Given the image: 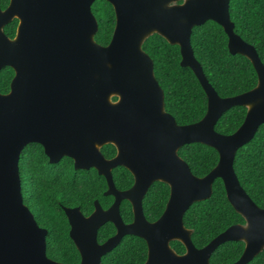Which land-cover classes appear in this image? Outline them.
<instances>
[{
    "label": "water",
    "instance_id": "water-1",
    "mask_svg": "<svg viewBox=\"0 0 264 264\" xmlns=\"http://www.w3.org/2000/svg\"><path fill=\"white\" fill-rule=\"evenodd\" d=\"M94 1L9 0L0 9V69L8 66L14 72L9 91L0 93V264H63L46 256V230L23 203L18 159L29 143L41 145L50 164L68 157L74 169H95L106 181L103 195L113 197L106 209L94 200L88 216L78 207H62L79 264H100L125 235L145 241L143 264H210L213 251L229 241L244 245L230 264H248L264 249V208L240 185L234 159L264 123V64L254 46L234 32L229 0H105L115 15L105 46L94 40ZM13 19L18 23L9 38L3 28ZM208 20L222 27L229 53L252 64L257 83L251 90L220 97L204 75L190 33ZM153 34L179 47L180 66L190 68L202 87L207 106L197 122L177 124L164 110L152 60L142 49ZM234 106L246 109L240 126L228 135L216 132L217 120ZM190 143L218 154L215 166L202 177L192 174L178 155L179 148ZM106 144L116 150L110 159L100 151ZM117 166L133 177L123 191L112 179ZM215 179L221 180L226 199L244 223L229 226L198 248L182 217L192 203L211 196ZM156 181L168 185L169 198L160 217L149 222L142 199ZM122 200L131 205L129 223L119 214ZM106 222L115 233L100 244L97 231ZM173 240L184 246L183 254L172 249Z\"/></svg>",
    "mask_w": 264,
    "mask_h": 264
},
{
    "label": "trees",
    "instance_id": "trees-1",
    "mask_svg": "<svg viewBox=\"0 0 264 264\" xmlns=\"http://www.w3.org/2000/svg\"><path fill=\"white\" fill-rule=\"evenodd\" d=\"M9 0H0V9L6 8ZM91 12L97 21L94 40L101 46L109 43L115 15L112 6L105 0H95ZM229 17L234 32L246 43L254 46L264 64V0H229ZM18 21L13 19L3 28L9 38L15 35ZM190 45L209 83L220 97L235 96L251 90L257 76L250 61L242 55L230 54L227 36L222 27L208 20L194 26L190 33ZM142 49L153 63L154 76L164 94V110L173 116L177 124H191L200 120L207 106L206 95L198 80L188 67L180 66L179 47L171 45L158 34L149 36ZM13 70L6 66L0 69V93L9 91ZM115 99V98H114ZM246 109L234 106L217 120L214 130L220 134L233 133L242 123ZM110 159L116 150L106 144L100 149ZM178 155L188 164L192 174L206 175L217 163V152L201 143L185 144ZM234 171L244 191L260 208H264V123L253 138L235 154ZM18 173L23 203L28 207L37 225L46 230L45 253L48 258L63 264H79V253L69 237V224L62 207H78L88 216L94 209V200L102 208H108L113 197L103 195L107 189L105 178L95 169H74L72 159L63 157L50 164L37 143L27 144L20 152ZM115 187L126 190L133 177L122 166L111 171ZM169 197V188L163 182H153L142 200L143 214L148 221L156 220L164 210ZM119 214L123 222L132 220L131 205L122 200ZM244 223L226 199L220 179L212 184V193L207 200L192 203L183 215V224L191 229V240L197 247L205 246L231 225ZM115 228L106 222L97 231L98 243L113 236ZM179 254L184 246L177 240L170 242ZM243 243L229 241L218 246L210 256V264H230L242 253ZM147 257L146 243L142 238L125 235L114 249L102 256L100 264H143ZM248 264H264V249Z\"/></svg>",
    "mask_w": 264,
    "mask_h": 264
},
{
    "label": "flooded vegetation",
    "instance_id": "flooded-vegetation-1",
    "mask_svg": "<svg viewBox=\"0 0 264 264\" xmlns=\"http://www.w3.org/2000/svg\"><path fill=\"white\" fill-rule=\"evenodd\" d=\"M150 186H151V185H150ZM167 186H168V185H167ZM168 188H169V187H168ZM168 198H169V197H168ZM142 200H143V199H142ZM166 203H167V202H166ZM165 205H166V204H165ZM164 208H165V207H164ZM142 211H143V210H142ZM163 211H164V210H163ZM184 213H185V212H184ZM161 214H162V213H161ZM143 215H144V214H143ZM183 215H184V214H183ZM144 217H145V216H144ZM159 217H160V216H159ZM159 217H158V218H159ZM158 218H157V219H158ZM145 219H146V218H145ZM131 221H132V220H131ZM131 221H130V222H131ZM147 221H148V220H147ZM154 221H155V220H154ZM182 221H183V217H182ZM149 222H153V221H149ZM128 223H129V222H128ZM238 224H243V223H238ZM183 225H184V224H183ZM187 229H188V228H187ZM170 242H171V241H170ZM170 246H171V245H170ZM196 247H197V246H196ZM243 247H244V246H243ZM198 248H200V247H198ZM172 249H173V248H172ZM184 249H185V248H184ZM173 250H174V249H173ZM174 251H175V250H174ZM175 252H176V251H175ZM184 252H185V250H184ZM184 252H183V253H184ZM176 253H177V252H176ZM183 253H181V254H183ZM177 254H179V253H177ZM209 259H210V258H209ZM209 262H210V261H209Z\"/></svg>",
    "mask_w": 264,
    "mask_h": 264
}]
</instances>
